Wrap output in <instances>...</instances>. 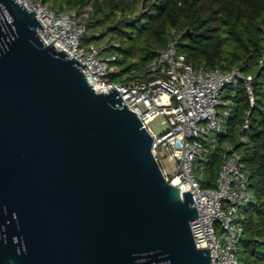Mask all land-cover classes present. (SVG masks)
Segmentation results:
<instances>
[{"label": "water", "instance_id": "1", "mask_svg": "<svg viewBox=\"0 0 264 264\" xmlns=\"http://www.w3.org/2000/svg\"><path fill=\"white\" fill-rule=\"evenodd\" d=\"M43 26L0 0V264H210L136 113Z\"/></svg>", "mask_w": 264, "mask_h": 264}, {"label": "built area", "instance_id": "2", "mask_svg": "<svg viewBox=\"0 0 264 264\" xmlns=\"http://www.w3.org/2000/svg\"><path fill=\"white\" fill-rule=\"evenodd\" d=\"M35 12L43 27L37 34L46 44L52 42L57 50H65L67 58L86 64L81 70L96 93L116 89L128 109L135 112L152 138V155L165 179L177 186L180 193L190 191L198 216L190 222L197 248H209L210 264H241L237 249L243 234L244 209L254 201L250 189V172L241 154L230 142L222 145L219 167L213 187H202L194 174V162L203 158L205 151H214L217 140L226 132V124L233 109L231 95L240 82L245 86L249 106L255 107L254 77L234 67L223 71L219 66L210 69L194 65L179 51L177 37L170 40L136 79L111 80L117 71L110 66L109 57L101 56L105 44L82 45L87 33L86 21H80L79 11H57L42 0H19ZM258 68H264V47L260 50ZM242 123L238 140L247 142L245 131L249 122ZM157 115L167 120V128L154 134L149 122ZM209 143V146H206ZM176 164L177 172L169 176L162 167L161 152ZM220 231L217 232L216 226Z\"/></svg>", "mask_w": 264, "mask_h": 264}, {"label": "trees", "instance_id": "3", "mask_svg": "<svg viewBox=\"0 0 264 264\" xmlns=\"http://www.w3.org/2000/svg\"><path fill=\"white\" fill-rule=\"evenodd\" d=\"M57 11H87V40L104 44L106 37L115 44L109 50L110 66L117 71L111 78L136 79L166 44L177 37V46L194 67H234L254 77L255 107L249 106L245 86L239 83L232 99L233 109L226 132L217 140L214 151H205L201 159L213 187L222 145L230 142L241 154L250 172L254 201L244 210L243 234L237 255L241 264H264V68H258L264 47V0H42ZM92 33H95L92 34ZM110 49L113 51L111 52ZM102 50V51H103ZM247 142L238 140L246 118ZM209 146V143H206Z\"/></svg>", "mask_w": 264, "mask_h": 264}, {"label": "rangeland", "instance_id": "4", "mask_svg": "<svg viewBox=\"0 0 264 264\" xmlns=\"http://www.w3.org/2000/svg\"><path fill=\"white\" fill-rule=\"evenodd\" d=\"M89 9H90V7H86V8L78 10L79 11V19H80V21L81 20L82 21H86L87 20V11ZM90 34L91 33L85 34L84 37H83L82 45H84L85 47H87L88 44L91 42L90 40H87V36H89ZM92 34L95 35V33H92ZM103 43L105 45H107V46H110L112 44H115V41L113 39H109V37H106L105 40L103 41ZM108 51L109 50H103L100 53L101 56H103V57L108 56V53H109ZM110 51L113 52L111 49H110ZM179 51H180V49H179ZM180 52L183 53L182 51H180ZM114 68L117 69L116 67H114ZM195 69H197V67H195ZM111 80L120 81L121 77H116L114 79L111 78ZM148 125H149V128L151 129V131L154 134H160L161 132H163L167 128L168 123H167V120H166V118L164 116L157 115L149 122ZM160 163H161L162 167L164 168V170L166 171V173L169 176H173L177 172L176 164L168 158V153L165 152V151L161 152V161H160ZM194 174H195L196 178L199 180L200 184L202 182L206 183L208 181V173H207V171H206V169H205V167H204V165H203L201 160H196L194 162ZM215 178H214V182H215ZM202 184H201V186H202ZM216 229H217V232L219 233L220 228H219L218 225L216 226Z\"/></svg>", "mask_w": 264, "mask_h": 264}]
</instances>
